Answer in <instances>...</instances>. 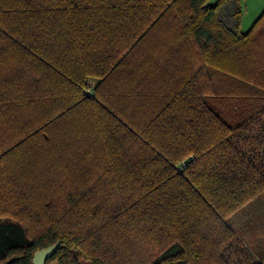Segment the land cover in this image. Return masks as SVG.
<instances>
[{
    "label": "trees",
    "instance_id": "trees-1",
    "mask_svg": "<svg viewBox=\"0 0 264 264\" xmlns=\"http://www.w3.org/2000/svg\"><path fill=\"white\" fill-rule=\"evenodd\" d=\"M241 12L0 0V264H264L229 224L264 192V12Z\"/></svg>",
    "mask_w": 264,
    "mask_h": 264
},
{
    "label": "crops",
    "instance_id": "crops-1",
    "mask_svg": "<svg viewBox=\"0 0 264 264\" xmlns=\"http://www.w3.org/2000/svg\"><path fill=\"white\" fill-rule=\"evenodd\" d=\"M260 1L261 4L264 2ZM229 224L237 234L243 236L239 238L243 242H247V262L262 260L264 258V193L259 194L244 208L231 216Z\"/></svg>",
    "mask_w": 264,
    "mask_h": 264
},
{
    "label": "rangeland",
    "instance_id": "rangeland-1",
    "mask_svg": "<svg viewBox=\"0 0 264 264\" xmlns=\"http://www.w3.org/2000/svg\"><path fill=\"white\" fill-rule=\"evenodd\" d=\"M264 1V0H262ZM264 5V2L260 0H241V22H240V30L242 32H246L248 29H250L257 19V17L260 15V13L264 10H262L261 6ZM230 22V18L226 19V24ZM264 193V192H262ZM261 194V193H260ZM243 234V233H242ZM239 237H243L238 233ZM245 240V238H243ZM245 246H247V242L244 241Z\"/></svg>",
    "mask_w": 264,
    "mask_h": 264
},
{
    "label": "water",
    "instance_id": "water-1",
    "mask_svg": "<svg viewBox=\"0 0 264 264\" xmlns=\"http://www.w3.org/2000/svg\"><path fill=\"white\" fill-rule=\"evenodd\" d=\"M57 248H58V243L36 251L33 255L32 264H45V262L54 255ZM11 261L12 260H9L3 264H9Z\"/></svg>",
    "mask_w": 264,
    "mask_h": 264
}]
</instances>
